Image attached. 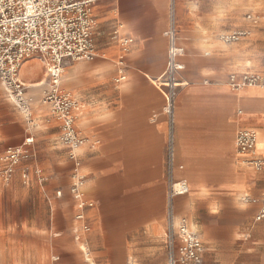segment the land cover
Returning <instances> with one entry per match:
<instances>
[{
  "label": "crops",
  "instance_id": "1",
  "mask_svg": "<svg viewBox=\"0 0 264 264\" xmlns=\"http://www.w3.org/2000/svg\"><path fill=\"white\" fill-rule=\"evenodd\" d=\"M247 12L261 19L252 23ZM91 13L96 57L71 60L62 73L63 91L83 105L79 115L73 114L88 140L79 154L87 177L84 196L93 202L86 209L89 231L81 237L89 259L78 256L81 240L75 243L65 226L72 221L74 199L67 188L61 197L53 194L60 178L45 188L58 206V226L49 229L40 194L35 186H23L18 171L12 183L0 178V239L10 241L1 245L0 263L165 264L164 154L170 128L155 78L164 70V32L172 27L174 43L184 50L178 60L185 84L174 108L170 177L188 184V193L174 197L176 212L203 241V264H264V224L243 227L216 209L233 196L264 191V165L257 169L246 163L264 159V89H232L228 82L231 74L264 73V0H95ZM229 31L249 34L226 43L219 36ZM43 73L30 80L20 76L30 87L42 82L31 87L41 99L47 86ZM35 105L33 117L43 126L35 136L45 139L37 143L40 152L67 163L54 142L60 119L50 105ZM21 120L20 113L14 118L0 113V150L21 141ZM244 128L257 131L258 145L240 152L234 140ZM30 202L36 205L25 216L20 210Z\"/></svg>",
  "mask_w": 264,
  "mask_h": 264
},
{
  "label": "built area",
  "instance_id": "2",
  "mask_svg": "<svg viewBox=\"0 0 264 264\" xmlns=\"http://www.w3.org/2000/svg\"><path fill=\"white\" fill-rule=\"evenodd\" d=\"M95 0H0V78L12 101L21 109H29L26 85L19 77L23 61L31 56L38 58L44 67L48 90L44 91L41 102L50 105L51 111L60 119L61 141L69 149V156L76 159V151L85 144L83 137L74 124L73 110L76 102L60 90L63 61H92L96 57L92 30L94 19L91 6ZM168 37L165 67L155 78L164 95L163 112L167 116L170 138L168 144L167 165L171 173L172 164V126L176 98L180 88L185 84L182 75L184 65L178 57L183 48L174 43V30L169 27L165 33ZM241 31L221 35L224 42L237 41ZM131 39H125L128 43ZM120 79H124L122 71ZM229 85L236 88L248 86L264 87V73L245 71L231 74ZM34 138L27 136L22 146L9 147L0 155V178L9 181L16 166L32 156L29 147ZM235 146L238 151L246 152L255 148L256 131L239 129L236 132ZM246 163L260 168L264 159L248 158ZM23 182L29 180L24 168L21 173ZM188 193L186 180H173L170 177L167 192V228L165 232V264H202L205 246L188 218L178 214L174 197ZM57 194L61 195L58 191ZM78 200L76 206H86L81 194L74 195ZM73 197V196H72ZM74 199V198H73ZM240 200L254 206L253 223L264 224V191L260 195L243 194ZM84 219V213L77 215ZM83 226V229H86ZM85 231V230H84ZM77 239L81 238L78 236ZM85 245V244H84ZM86 246V245H85ZM87 249V247H86Z\"/></svg>",
  "mask_w": 264,
  "mask_h": 264
},
{
  "label": "rangeland",
  "instance_id": "3",
  "mask_svg": "<svg viewBox=\"0 0 264 264\" xmlns=\"http://www.w3.org/2000/svg\"><path fill=\"white\" fill-rule=\"evenodd\" d=\"M245 17L250 20L252 23L256 24V22H258L261 19L260 15L257 14H253L252 12H247L245 14ZM234 31H229V32H225L222 33L221 35H226V34H230ZM243 35L249 34L248 31H241ZM221 35L219 36L220 38ZM241 36V37H242ZM240 37V38H241ZM223 39V38H222ZM264 62V59H263ZM73 62L71 60H67V61H63V65L64 66H70ZM70 64V65H69ZM65 71V69H64ZM45 72L44 68L41 67L40 62L34 57H28L26 58L21 67H20V76L23 80H30L35 78V74L36 73H43ZM44 74V73H43ZM67 74H71V72H68ZM63 74H62V78H61V83H60V90L67 94V92L63 91ZM230 80L228 79V82ZM224 82H227V79H224ZM42 82H37V83H33L32 86H36V85H40ZM27 86H30L29 83H26ZM46 82L43 83V85H41L40 87L45 88ZM27 88L26 89V95L28 96V101H29V108L31 111V116L29 118H26V114L25 112H21V109L16 105V103L14 101H12V97L9 94V92L6 90L5 88V84L4 82L2 83V81L0 80V113L4 116V117H15L17 116L19 113L21 115V122H18L17 124H22L24 129V134L22 135L21 141L19 143L16 144H7L2 150H0V155L4 153V151L9 148V147H18V146H22V144L24 143V140L27 136H32L34 138V141L32 143V145L29 147L32 156L28 159H25L23 161H21L15 168L14 173L12 175L11 180L9 181H4L2 178V180L5 183H12L14 180V176L18 173L20 174V178H21V173L22 170L25 168L27 171V175L29 180L25 183H23V186L31 189L32 186L36 187V191L38 194H40L41 197V209H43L44 211H46L48 217H47V227L49 229H51V227H57L58 226V218H57V213H58V206L55 202H52L50 200V198L48 197V195L46 194L45 188L47 186V184H54L57 181H59L57 179V177L60 178L61 182L59 181L57 184H59L58 186H55L53 188V194L57 197H61V195L57 194L58 191H60L62 193V191L64 190V188H67L69 191V194L71 195L72 199L74 198L73 202L75 205V209L73 208V218L72 221L70 220L69 222H67L65 224V226L68 227V229L71 231L73 240L75 241V243H77L78 241H80V239H77V237L79 236L80 238L82 237L83 233H87L89 231V222L86 218V209L87 207H89L90 205H88L89 203L86 202V206L82 209L78 206H76L77 204V198L74 196L75 194H81L84 197V191L86 189L87 186V177H86V173H85V169L83 167V162L82 159L80 157L79 151H76V155L77 158H71L69 156V149L66 147V144H64L61 139H60V134H61V129L59 128V132L58 135L56 137V139L54 140L55 145H58L60 147V152H62V154L65 155L66 157V161L65 162H61L58 161L55 156H53L52 153H43L40 152L39 147L37 146V143L42 142L45 139H41L40 138H36V134H39L37 132H39L43 126L39 123L36 122V120L34 119L33 115L34 113H36V110H33L34 105L37 106V104H42L41 102V96L40 93L35 90L37 87H35L34 89L32 88ZM45 90H48V85L46 86ZM44 95V92L42 93V96ZM31 97V98H30ZM40 110V109H39ZM51 110V109H50ZM52 112V111H51ZM53 113V112H52ZM20 120V118H19ZM5 124V122H3V125ZM7 125H10V123H6ZM5 124V125H6ZM27 129V130H26ZM84 137V136H83ZM86 138V137H85ZM40 140V141H39ZM87 138L85 143L87 142ZM97 142H94L93 145H96ZM165 162H164V178L166 180V207L165 210L167 209V192L169 190V180H170V171L167 165V158H168V151H165ZM70 165H69V164ZM22 180V178H21ZM242 196V195H241ZM241 196H237L235 198V196H233L230 200L225 201V202H221V203H217L216 204V209H220V210H225L226 213H228L227 215L231 218H234L236 220V222L239 223V221L241 222V225L244 227L245 225H247L249 222L252 223V207L253 205L250 204H245L240 200ZM89 200V199H88ZM91 201V200H89ZM93 204V202H92ZM6 205H10L8 203H6ZM33 205L35 206L36 204L34 203H29V205H27L26 203H23V210H20L22 212V214H24L26 216V214L30 213L29 211L33 208ZM252 206V207H251ZM81 212L84 213V219H78L77 215L80 214ZM181 214V213H179ZM166 217V227H165V232H166V228H167V216L165 214ZM1 220V219H0ZM25 218H22L20 221L24 222ZM75 221L77 222L75 224ZM46 224V222H45ZM83 226H86V229H83ZM85 230V231H84ZM57 230L53 229V233L51 235H54L56 233ZM165 232H164V236H165ZM73 241V242H74ZM3 242L6 243V245H8L9 241V237H2L0 239V253H1V245H3ZM82 242H80V246H79V250L81 252H79L78 250V256L83 260V258H85V260L87 261L89 259V247H88V243H84L87 247V251H85L82 248ZM75 248H76V244H75ZM2 254V253H1ZM8 255H6L7 257ZM54 259L57 260L59 255L54 253ZM58 256V257H57ZM165 257H166V250H165ZM166 259V258H165ZM2 263V261H0ZM4 263H8L9 261H3ZM0 263V264H1ZM59 261H54L52 264H59ZM203 264V261H202Z\"/></svg>",
  "mask_w": 264,
  "mask_h": 264
},
{
  "label": "bare ground",
  "instance_id": "4",
  "mask_svg": "<svg viewBox=\"0 0 264 264\" xmlns=\"http://www.w3.org/2000/svg\"><path fill=\"white\" fill-rule=\"evenodd\" d=\"M166 32H164V35H165V37H166V39H168V37H167V35L165 34ZM38 76V75H37ZM19 77H20V70H19ZM21 79V78H20ZM0 80H1V78H0ZM2 81V80H1ZM24 84L26 85V87L28 88V87H30V86H27V84L24 82ZM232 89H240V88H243V86L242 87H238V88H236L233 84H231V85H229ZM248 87H254V88H262V89H264V87H257V86H248ZM162 94H163V92H162ZM31 98V97H30ZM163 98H164V95H163ZM83 107V105L81 104V103H78L77 105H76V107H75V109L73 110V113L75 114V115H79L80 114V112H81V108ZM41 110V109H40ZM25 112V111H24ZM25 114H26V118H29L30 116H31V111H30V108L25 112ZM95 142H97V141H95ZM256 144L258 145V133H257V131H256ZM82 201H83V203L85 204V202H87V203H89L88 205H93L92 204V202L91 201H89L88 199H86L85 198V196H84V198L82 199ZM80 242H82V240L80 241ZM83 244H82V248L85 250V251H87V249H86V246L84 245V242H82Z\"/></svg>",
  "mask_w": 264,
  "mask_h": 264
}]
</instances>
